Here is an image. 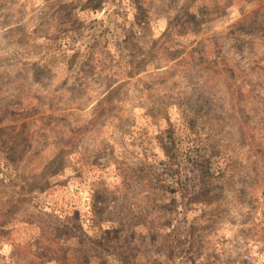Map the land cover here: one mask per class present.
<instances>
[{
    "label": "rangeland",
    "instance_id": "1",
    "mask_svg": "<svg viewBox=\"0 0 264 264\" xmlns=\"http://www.w3.org/2000/svg\"><path fill=\"white\" fill-rule=\"evenodd\" d=\"M0 264H264V0H0Z\"/></svg>",
    "mask_w": 264,
    "mask_h": 264
},
{
    "label": "trees",
    "instance_id": "2",
    "mask_svg": "<svg viewBox=\"0 0 264 264\" xmlns=\"http://www.w3.org/2000/svg\"><path fill=\"white\" fill-rule=\"evenodd\" d=\"M22 203H23V199L20 197H17L16 201L11 204V206L13 207V211H16L18 207L22 205Z\"/></svg>",
    "mask_w": 264,
    "mask_h": 264
}]
</instances>
